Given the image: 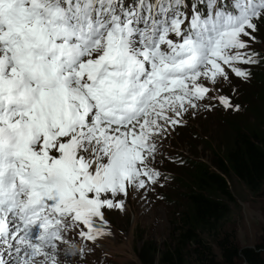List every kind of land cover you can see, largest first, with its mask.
Wrapping results in <instances>:
<instances>
[{
	"label": "snow or ice",
	"instance_id": "snow-or-ice-1",
	"mask_svg": "<svg viewBox=\"0 0 264 264\" xmlns=\"http://www.w3.org/2000/svg\"><path fill=\"white\" fill-rule=\"evenodd\" d=\"M262 30L264 0H0V264H88Z\"/></svg>",
	"mask_w": 264,
	"mask_h": 264
},
{
	"label": "rangeland",
	"instance_id": "rangeland-1",
	"mask_svg": "<svg viewBox=\"0 0 264 264\" xmlns=\"http://www.w3.org/2000/svg\"><path fill=\"white\" fill-rule=\"evenodd\" d=\"M256 35L258 40L253 47L264 54V30ZM259 70L257 65L251 66V79L247 82L230 73L233 82H222L223 87L211 94L230 97L234 104L240 105L238 111L226 110L218 99H206L203 103H211V111L202 110L196 117H186L188 124L178 128V135L164 146L166 154L183 162L166 158L159 165L171 177L164 188L147 193V199L129 194L124 213L108 214L114 238L106 236L95 254L89 255L88 264H160V254L165 250L174 253L175 248L179 254L174 264H198L189 246L178 240L180 215L188 208L185 168L189 169L192 160L203 161L213 168L212 164L223 156V147L231 143L234 128H253L257 122H264V80L260 79ZM228 185L233 201L226 204V216L216 223L214 232L204 228L201 233L202 241L216 255L217 236H229L238 248H256L264 241V186L251 192L232 174Z\"/></svg>",
	"mask_w": 264,
	"mask_h": 264
},
{
	"label": "trees",
	"instance_id": "trees-1",
	"mask_svg": "<svg viewBox=\"0 0 264 264\" xmlns=\"http://www.w3.org/2000/svg\"><path fill=\"white\" fill-rule=\"evenodd\" d=\"M257 66L260 67L259 77L264 80V62ZM232 133L231 143L223 147V156L212 164L213 168L198 160L190 161L189 169L185 168L188 171L185 193L188 208L180 215L182 224L178 240L189 246L198 264H264V241L256 248H238L229 236L216 235L219 251L216 255L201 239L204 228L214 232L216 223L227 214L226 204L233 201L228 185L231 174L251 192L264 186V122H257L253 128H234ZM173 252L163 251L160 264H174L179 251L175 248Z\"/></svg>",
	"mask_w": 264,
	"mask_h": 264
}]
</instances>
